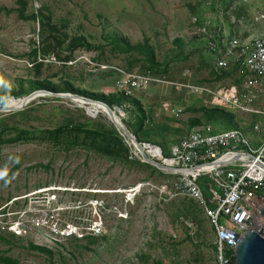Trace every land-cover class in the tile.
<instances>
[{"label": "rangeland", "instance_id": "1", "mask_svg": "<svg viewBox=\"0 0 264 264\" xmlns=\"http://www.w3.org/2000/svg\"><path fill=\"white\" fill-rule=\"evenodd\" d=\"M263 1L0 0L1 135L9 139L16 136V130L78 124L117 132L95 107L69 99L43 95L14 110L29 96L48 92L110 103L114 116L131 134L130 126L139 116L137 103L147 117L143 131L151 132L165 150L193 129L209 128L213 133L231 129L224 117L232 118L233 125L255 144L258 138L253 128L263 121L261 116L217 109L207 98L169 87L153 86L120 102L114 90L116 75L110 68L209 88L238 83L234 73L222 80L214 78L212 58L202 41L191 38L190 22L197 16L214 26L222 22L226 31L235 26L236 32H242L239 39L250 42L264 33V22L255 20ZM146 49L153 54V65L146 60ZM186 69L190 77L183 76ZM163 102L181 113L165 112ZM254 108L264 111V90ZM209 114L215 117L210 122L206 120ZM140 182L159 186L166 178L150 168L114 164L81 149L65 153L41 141L1 142L0 213L27 204L56 207L95 198L116 207L125 218L104 215L99 237L70 239L54 246H43L33 236L14 238L0 233L8 241L0 242V256L16 264H219L214 230L194 201L177 197L162 202L151 190L124 206L123 197L114 194ZM166 183L171 188L173 180ZM56 188L71 192L40 193ZM84 218L92 219L87 209ZM29 245L51 251L52 259L31 251Z\"/></svg>", "mask_w": 264, "mask_h": 264}, {"label": "built area", "instance_id": "2", "mask_svg": "<svg viewBox=\"0 0 264 264\" xmlns=\"http://www.w3.org/2000/svg\"><path fill=\"white\" fill-rule=\"evenodd\" d=\"M255 20L264 22V1ZM190 26L191 38L202 41L214 58V78H225V74L235 71L238 83L209 88L189 81H168L110 68L116 75L115 94L128 99L155 86L169 87L195 98L204 97L214 108L261 116L263 121L253 128L258 140L254 144L239 129L221 133H213L209 128L193 129L171 145L165 154L157 145L138 142L134 136L136 143L123 137L129 160L147 165H150L147 161L152 162L155 166H150L163 175L166 182L173 180V185L169 188L166 182L159 186L140 182L114 194L123 197L124 206L151 190L162 202L177 197L194 201L205 212L214 230L218 263L230 264L224 249L233 251L237 234L253 228V220L263 218L259 213L264 210V195L261 194L264 193V111L256 110L254 105L264 90V33L250 42L240 40L238 36L242 32H236L235 26L226 31L222 22L214 26L209 19L197 16L191 19ZM183 76L190 77L189 70H184ZM162 109L176 115L181 113L169 102H163ZM117 111L122 112L121 108ZM200 181L204 182L207 195ZM47 191L71 192L56 188L40 193ZM86 209L91 220L84 218ZM115 214L125 218V213L95 198L85 204L56 207L34 208L27 204L20 210L0 213V233L14 238L33 236L40 239L43 246H54L70 239L99 237L103 232L102 217Z\"/></svg>", "mask_w": 264, "mask_h": 264}, {"label": "trees", "instance_id": "3", "mask_svg": "<svg viewBox=\"0 0 264 264\" xmlns=\"http://www.w3.org/2000/svg\"><path fill=\"white\" fill-rule=\"evenodd\" d=\"M84 45L89 47L87 43H85ZM125 45L127 48L130 49L128 44L125 43ZM146 60L148 61V63L153 65V54L152 52L147 51V49H146ZM232 73L235 74V71ZM225 75L230 76L229 74H225ZM222 79L223 78H220L218 80H222ZM65 92H71V91L66 90ZM118 100L121 102L127 100V98L120 96ZM105 104H107V106H109L111 109L114 108L113 105H111L110 103H105ZM134 107L138 109L139 116L136 118L135 124L130 126L133 136L136 138L138 142H145L152 145H157L158 142L153 139L151 132L143 131L144 123L147 120L144 111L137 103H134ZM206 116H207L206 120L209 122L215 118L213 115L210 114ZM224 119L228 123L231 129H237L232 123L233 120L232 118L224 117ZM34 141H39V142L41 141L43 143L44 142L48 143L52 147H57L65 153H68L69 151L74 149H81L86 151L87 153L96 155L97 157L105 158L114 164L118 163L129 166H141V167L150 168L153 170V172L164 177L155 168H153L150 165L141 164L139 162L129 160L128 149L123 143L122 138L112 128L99 126L98 128L95 129L78 124V125H69V126L63 125L51 130L32 131V132L16 130V136L14 138H9V139H5L0 132V143L2 142L6 144H16L20 142H34ZM162 150L164 151L165 154H167L168 150H165L163 148ZM45 167L48 168L49 164H47V166ZM199 185L202 188L204 195H207V188L204 182L200 181ZM261 194L264 195V193ZM0 242L4 244H8V241L1 237H0ZM29 249L31 251L38 252L39 254L45 255L49 259H52L53 256L52 252L45 248L29 245ZM224 254L226 257L230 258V262H231L230 264H232L234 261L233 251L224 249ZM0 264H16V263L11 262L10 260L4 258L3 256H0Z\"/></svg>", "mask_w": 264, "mask_h": 264}, {"label": "water", "instance_id": "4", "mask_svg": "<svg viewBox=\"0 0 264 264\" xmlns=\"http://www.w3.org/2000/svg\"><path fill=\"white\" fill-rule=\"evenodd\" d=\"M43 95L62 98V99H69L74 103H77L76 101H78L81 104L90 103L103 107L108 112L107 114L108 119L116 128L117 132H119L126 139L136 143L133 135H131V133L120 123L119 117L117 115L114 116V111L103 103L95 102L91 100H85L83 98L74 95H68V94L54 95L48 92L35 93L29 96L28 98L24 99L23 101L28 103L33 99H35L36 97ZM22 106L23 105H21L18 108H15L14 110L20 109ZM147 163H149L150 165H154L150 161H147ZM259 215L263 217L260 220V222L257 223L255 220H253V222L261 226L263 229L255 230L253 228H250L244 231L243 233L237 234V238L235 240L236 245L233 250L234 261L232 264H264V210H261Z\"/></svg>", "mask_w": 264, "mask_h": 264}, {"label": "bare ground", "instance_id": "5", "mask_svg": "<svg viewBox=\"0 0 264 264\" xmlns=\"http://www.w3.org/2000/svg\"><path fill=\"white\" fill-rule=\"evenodd\" d=\"M77 103H79L80 105H87V106H93V107H95V109H96V111L97 112H100V113H103L105 116H107V114H108V112L106 111V109H104L103 107H101V106H99V105H96V104H90V103H80V102H78V101H76ZM24 103H26L25 101H22L21 102V104L20 105H16L14 108H18V107H20L21 105H23ZM13 109V108H12ZM107 118H108V116H107ZM122 124V123H121ZM123 125V124H122ZM124 127V126H123ZM257 223H259L260 222V220L259 219H256L255 220ZM253 228L254 229H258V230H260V229H263L261 226H259L258 224H256L255 222L253 223Z\"/></svg>", "mask_w": 264, "mask_h": 264}, {"label": "crops", "instance_id": "6", "mask_svg": "<svg viewBox=\"0 0 264 264\" xmlns=\"http://www.w3.org/2000/svg\"><path fill=\"white\" fill-rule=\"evenodd\" d=\"M210 55V54H209ZM211 56V55H210ZM211 58H212V64H213V62H214V58L211 56Z\"/></svg>", "mask_w": 264, "mask_h": 264}]
</instances>
